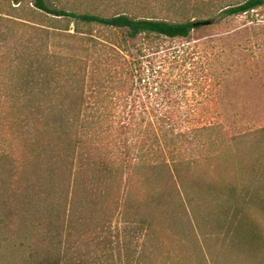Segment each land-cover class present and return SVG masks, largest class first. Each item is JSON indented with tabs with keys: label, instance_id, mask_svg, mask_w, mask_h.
I'll use <instances>...</instances> for the list:
<instances>
[{
	"label": "trees",
	"instance_id": "1",
	"mask_svg": "<svg viewBox=\"0 0 264 264\" xmlns=\"http://www.w3.org/2000/svg\"><path fill=\"white\" fill-rule=\"evenodd\" d=\"M11 1L18 4L11 12L0 8V57L11 59L0 71V138L9 142L0 151V228L8 235L17 224L38 234L16 231L23 257L15 264H105L114 248L124 249L125 264H146L153 245L168 242L181 261L172 224L176 212L186 215L182 196L191 205L198 189L226 196L225 218L216 225L236 223L239 245L261 239L243 229L240 209L231 212L233 203L246 204L247 186L237 194L230 184L209 181L215 157L205 144L217 139L200 133L223 125L203 112L215 89L214 68L197 33L215 15H250L264 0L220 7L213 0H172L166 9L173 20L137 0L113 3L118 7L108 15L48 0ZM36 13L51 15L42 24L45 39L9 49L7 24L34 22ZM198 20L211 23L195 26ZM176 39L186 41L165 45ZM258 132L264 136V126ZM254 159L250 173L260 160ZM86 235L97 245L93 255L80 245Z\"/></svg>",
	"mask_w": 264,
	"mask_h": 264
},
{
	"label": "rangeland",
	"instance_id": "2",
	"mask_svg": "<svg viewBox=\"0 0 264 264\" xmlns=\"http://www.w3.org/2000/svg\"><path fill=\"white\" fill-rule=\"evenodd\" d=\"M48 1L53 7L65 6L67 10L76 11L95 8L98 10L96 12L108 15L118 7L113 3L122 0ZM170 1L172 0H137L150 8L157 17L173 20L174 15L166 9ZM202 1L209 0H190V5H197ZM213 1H216L215 4L220 7L225 3H236L241 0ZM17 5L11 0H0V8L5 12H11L9 7ZM50 18V14L36 13L34 22L7 24L12 34L9 37V49L25 48L26 41L31 44L41 43L45 39L44 29H42L45 27L42 24L49 23ZM211 20L212 26L209 29L197 33L205 37L199 41L204 43L200 47L213 57L214 68L212 84L215 85V89L209 100L203 101L205 108L203 112L218 116L223 125L221 128L200 133V137L204 140L210 137L217 139L216 143L209 145V142H206L205 144L215 157L212 161L214 166L211 169L209 181L230 184L237 194H242L244 187L247 186L249 193L246 195V204L242 203V207H239L233 203L231 212L235 208L240 209L237 217L243 216L244 219L246 217L243 229L260 233L262 237L253 243L254 247L250 245V248H246L244 245H239L238 238L233 235L236 223H229L226 219L222 225H216L218 220L225 218L224 208L229 204L226 196L217 194L215 191L203 192L195 189V193L191 195L193 198L191 205L186 196H182L186 201V215L183 213V218L181 212H176L179 219L176 220L177 223L172 224V228L178 231L179 241L174 244L182 250L181 261L173 258L169 250L170 242H168L162 248H156L153 245L154 254L146 259V264H264V205L261 203L264 198V136L258 132L259 128L264 126V8L250 15L227 18H219L215 15ZM72 28L70 25V29ZM185 41V39L168 40L165 45H178ZM193 42L195 41H191ZM50 48L53 49V47ZM63 51L67 52V49ZM10 62L9 57H0L2 74L8 69ZM238 135H244V139L241 141L235 139ZM236 141L240 143L239 146L235 144ZM8 143L0 138V151L6 148ZM237 147L239 151L241 150L239 153H236ZM15 149L12 148L13 151ZM255 156H259L260 160L257 161L256 171L250 173V166L256 162ZM218 170L225 173L222 176L223 179L218 176ZM199 172L201 173V170ZM57 196L59 195L55 197ZM55 197L53 196L52 200ZM178 199L173 198L172 208L178 207ZM234 220L237 221V219ZM20 227L31 237L33 232L34 239L38 237L37 231H33L32 227L31 230L29 227L15 224L12 228L13 233L8 235L0 228V264H15L17 259L23 257L18 252L20 240L17 232L21 230ZM22 233L18 235L23 236ZM88 239L89 236L86 235L80 245L84 253L93 255L97 245L95 242L90 243ZM132 244L135 245V242ZM121 250L119 253V250L114 248V252H109V259L104 261H108V264H125L126 253L123 248ZM102 258H104L103 255Z\"/></svg>",
	"mask_w": 264,
	"mask_h": 264
},
{
	"label": "water",
	"instance_id": "3",
	"mask_svg": "<svg viewBox=\"0 0 264 264\" xmlns=\"http://www.w3.org/2000/svg\"><path fill=\"white\" fill-rule=\"evenodd\" d=\"M211 22L210 21H208V20H198V21H196L195 23H194V25L196 26V25H208V24H210Z\"/></svg>",
	"mask_w": 264,
	"mask_h": 264
}]
</instances>
